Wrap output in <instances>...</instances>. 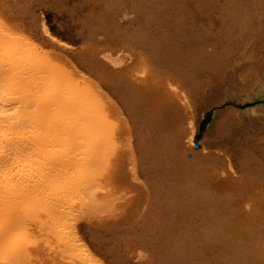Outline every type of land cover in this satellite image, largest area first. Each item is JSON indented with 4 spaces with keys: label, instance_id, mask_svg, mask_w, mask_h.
<instances>
[{
    "label": "bare ground",
    "instance_id": "obj_1",
    "mask_svg": "<svg viewBox=\"0 0 264 264\" xmlns=\"http://www.w3.org/2000/svg\"><path fill=\"white\" fill-rule=\"evenodd\" d=\"M3 2L12 10L13 8L16 10L17 18L19 16L25 20L28 19L29 22L39 23V27L36 26L45 37L41 36L42 39L38 37L34 45L29 43L26 45V42L23 45L16 40L18 37L14 39L13 36L6 37V34L4 36L2 35L4 33L0 34L2 35L0 36V79L7 78L6 83L0 84V264H46L45 261L49 256H55V252L52 251V254L48 250L49 246L57 243L56 246L60 248L58 246L55 248V246L52 249L59 248L60 251L64 249L66 252L72 245V254H76L84 245L79 243L82 238L77 239V236H74L76 238H73L74 241L78 240L76 242L82 245L78 244V246L70 241L71 244L66 246L68 241L63 242L62 238L65 239L67 234L72 232L68 231L69 226H62L63 229L58 232L56 228L51 233V227L59 225L53 222L59 220L61 216L57 214L58 210L56 211L57 207L54 204L60 202L62 196L70 194L74 196L75 192H78L77 188L83 187L84 191L91 185L89 180L86 182L90 185L85 182L87 184L85 187V180H83L88 167V170L93 171L94 161L91 163L90 160H85L87 158L85 156H89L90 153L85 151L86 148L82 149L83 142H80L82 144H69L70 146L66 144L71 139L68 136L77 138V135L79 137L87 133L84 132L86 128L84 131L79 129L81 127L78 128L81 124L76 120L80 117L84 119V117L80 116L82 114L78 111L80 109L78 107L77 111L80 115L77 112L78 117L73 118L76 114L73 108L76 106L70 105V102L67 103L73 108H67V111H70V113L67 112L69 116L68 114L63 115L62 109H66V97L63 98L64 104L61 103L62 101L56 104L54 100L57 94L54 98V93H57V88L49 86L46 93L43 88L44 84L41 87V83L38 82L35 87L40 86L41 88L30 95L22 93L24 89L20 90L18 83L23 79L22 75L27 76V72L31 69L30 61L39 62L46 56V54L42 55V51L46 48H49L50 55L57 59L71 53L79 58L84 71L86 70L96 78H94L96 81L93 79L95 85L101 83L105 85L104 88H109L127 112L128 123L118 114L120 122H116V126L110 125L111 128L114 127L113 129H110L107 124L105 120L107 118L103 119L109 126L108 131L114 130L113 134H110L113 136L111 142L113 145L110 143L113 146V150L111 149L113 152L108 149L112 146L105 141L104 143L109 146L106 148L107 153L103 151V156L105 157L106 154L105 158L113 156H111L112 159H105L109 162L108 166H106L107 162L101 160L106 163L105 165L103 163L106 170L103 168L104 174L102 172L99 174L103 177L106 175L105 178L109 174H111L110 177L119 175L118 178L126 182L129 188L125 195L120 194L123 200L127 198L124 202L123 200L119 202L120 205L123 203L122 207L119 206L122 208L121 212L124 214L126 208L134 203L132 208L136 207L137 211V213H131L132 218L135 216L137 219L134 220L135 224H129L123 228L120 226V228L111 230V232L110 230L103 232V235L98 236L102 249L107 251L115 264H133L131 261L133 253L144 254L143 251L148 259L141 264H264V145H257L247 138L242 143L236 140L237 136L244 137L252 131V126L258 123L256 118L264 117V111L251 108L245 111L244 116L240 113L236 117L233 115V107H222L221 105V102L227 98L239 100L237 102L241 101L243 105L247 103L244 100L258 101L254 97L264 99V67L262 66L264 50L257 53L260 58L259 62H255L252 67L239 69L241 72H235L231 68L230 71H225L220 63L217 64L215 67L219 66L221 70L215 74L216 83H213L211 79L213 72H210L211 67H207L206 63L215 54L204 49L205 44L212 43L214 39L217 40V35L226 43L230 42L226 38L237 32L239 20L249 23L252 17L255 18L253 15L242 21L240 17L252 9L263 12L264 0H75V3L68 8L63 7L67 5L66 0H4ZM46 3L58 9L62 7L66 13H69L75 27L74 31L76 30L82 42L77 56L68 50L66 42H61L48 32L46 24L44 25L42 18H39L40 14L35 13V7L42 8ZM220 4L224 9L215 10ZM216 13L226 18L215 17ZM210 23L214 24V28H218L216 34H210L202 28V26H209ZM16 31L13 30V34ZM220 31L222 34H219ZM260 31L264 36V27ZM261 39L264 45V37ZM15 43L16 46L20 43L25 47L19 49L20 46H18V50ZM263 45L261 44L260 48ZM13 47L18 51H11ZM5 50L10 54L9 57ZM2 51L7 54V57L2 55ZM21 55L22 57L24 55L23 60L29 62L27 66L25 63V66H30V69L23 66L26 68V73L24 70L23 72L17 70L20 67L17 63L22 60ZM69 56L73 59L72 55ZM7 64L11 65L10 72L9 68L5 69L8 72L3 69L4 66L9 67ZM34 64V68L36 64L40 67V63L35 62ZM46 64L50 66L53 63L48 61L44 65ZM51 68L50 71L49 67L47 70L51 72ZM37 71L34 73L38 75ZM40 71L43 72L41 69ZM78 73L76 71V74ZM85 73L82 72L84 76L87 74ZM66 74L67 78L64 75L62 78L60 75L59 79L74 80L72 79L73 73ZM76 74L74 76L77 82V77L83 78V75L77 76ZM51 76L49 78L52 79ZM83 79L79 81L80 83H76L78 87L74 85L76 87L74 89H81L85 92L87 98H90L87 99L85 94L79 91L87 102L93 99L95 103L91 101L92 105L96 103L98 107L101 105L99 110L102 111V105L107 106L106 103H108L104 102L107 98L102 97L106 94H102L100 89L98 94L102 95L96 94L98 91L95 92V88L99 85L90 87L92 78L85 80L86 83ZM74 83L72 81L69 84ZM45 86H47V81ZM30 87L29 89L33 90V87ZM107 93H109L108 90ZM97 97H102L104 104ZM57 99L56 101L59 102L60 100ZM53 103L58 108L52 107L51 109ZM59 104L64 106L61 105V107ZM80 104L84 107L82 102H79L77 106ZM107 108L111 112L114 106L111 109L110 106ZM96 109L97 107L94 108ZM87 110L85 111L89 113V109ZM208 110H213L212 123L201 140L196 141L201 115ZM100 111L97 109V113L95 112L97 116L102 115L103 112L98 113ZM71 112L72 120H74L72 122H77V128L83 135L79 130L77 132L74 129L75 124L72 125L71 120L69 121ZM60 113L62 116H58ZM104 115L107 116V114ZM58 117L69 119L65 121L64 118L60 121ZM241 117L242 119L239 120ZM237 120L239 121L236 122ZM110 121L112 122L113 119L109 120V124ZM42 127H45V132L41 131ZM60 130H64V135L57 138L56 133ZM74 130L78 134L76 135L75 132L72 136ZM260 131L264 134V125ZM107 138L110 137L107 136ZM38 144H43L45 150L42 146L43 151L39 149L36 153L30 148ZM58 144L60 147H66L57 146L60 149L57 150L58 148L55 149L54 146ZM75 144L77 147L81 146L78 148L82 151H78ZM26 146L30 149L27 150ZM47 146L48 150H46ZM210 147L224 150L226 156L207 153L205 150ZM95 148L96 146L91 149L93 153ZM73 151L75 154L78 152L76 156ZM96 153H98L97 150ZM94 155L96 154H93V157ZM101 155L99 154L98 157ZM233 169L240 172L241 178L233 176ZM106 180L109 178L107 177ZM110 180L113 179L110 178ZM109 181L107 185L112 182L110 187H113V191L118 189V186L114 188V180L110 183ZM94 183H92L93 186ZM49 184H53L55 188H61L62 195L53 199L46 192ZM93 186L89 188L93 189ZM97 186H94L95 189ZM136 191L140 192L138 196ZM119 192L122 193L121 190ZM111 193L112 191L109 192ZM95 196L92 197L93 204L100 199ZM131 197H134L133 201H130ZM42 199L44 200L40 201ZM75 199L71 201L75 202ZM115 199L114 197V201ZM70 208L73 211L72 205L71 207L68 205V209ZM68 209L60 211L67 214ZM42 211H45V214L44 212L42 214ZM68 214L69 217L66 215L64 217L70 218L71 214ZM116 218L118 220V216L112 219L113 223ZM70 226L73 225L70 224ZM66 227L67 234L64 230ZM40 229H44L43 234L47 237L41 236L42 241ZM92 231H94L93 228ZM51 234L54 236L61 234L63 237L57 236L61 240L56 236L57 239H52ZM57 241L64 243L65 247ZM86 248L80 249L81 252L78 253L81 257L77 253L76 258L79 260L80 257L81 263L84 261L91 263L94 260V264H100L99 260L96 263L95 258L89 257L90 253L87 252L91 249L87 251ZM75 251L77 252L74 253ZM93 255L95 253H92L91 257H95ZM54 256H52L53 259ZM69 256L71 255H68L67 259ZM69 260L72 261V258ZM53 263L56 262L53 261ZM75 263L76 261L71 264Z\"/></svg>",
    "mask_w": 264,
    "mask_h": 264
},
{
    "label": "rangeland",
    "instance_id": "obj_2",
    "mask_svg": "<svg viewBox=\"0 0 264 264\" xmlns=\"http://www.w3.org/2000/svg\"><path fill=\"white\" fill-rule=\"evenodd\" d=\"M4 0H0V34H2V33H4V34H2L3 36L5 35L6 37H10V36H13L14 37V39H16L17 37V39L16 40H18V42H20V43H23V45H31V44H33L34 45V43H37V39H42V37H43V34H41V32H40V29L38 28L39 26H38V24L39 23H35V22H33V21H31V22H29V21H27L28 19H23V18H20L19 16H18V18H17V13L15 12L16 10L13 8V10L8 6V5H5V3L3 2ZM66 3H67V5H63V7H65L66 6V8H68V6H70L71 4H73V3H75V0H66ZM48 4V5H47ZM2 5V6H1ZM46 5H47V7H46ZM46 5L44 6V7H42V8H38L37 9V7H35L34 9H35V13L37 14V15H39V18H42V20H43V22H44V25H45V27L46 28H48V32L49 33H51V35L52 36H54V37H56L58 40H60L61 42H63V43H65L68 47V50L70 51H72V52H74L75 53V55L77 56V51L79 50V49H81V46H82V42H81V39L78 37L79 35L78 34H76V30L74 31V29H75V27L73 26V22H72V19H71V17H70V15H69V13H66V11L65 10H63V8L61 7H59V9H58V7L56 8L54 5L52 6V5H50L49 3H46ZM51 6V7H50ZM54 7V8H53ZM52 8V9H51ZM37 9V10H36ZM40 9V10H39ZM220 10V9H224V7L220 4L218 7H216L215 8V10ZM5 10V11H4ZM10 10V11H9ZM61 10V12H59ZM63 10V11H62ZM4 11V12H3ZM7 11V12H6ZM37 11V12H36ZM13 12V13H12ZM57 12V13H56ZM255 13H256V15H255ZM59 14V15H58ZM62 14V15H61ZM68 14V15H67ZM6 15V16H5ZM10 15V16H9ZM67 15V16H66ZM255 16V18H253L252 16ZM13 16V17H12ZM66 16V17H65ZM214 16L215 17H219V18H221V17H223V18H226L224 15H220L219 13H216V14H214ZM252 17L251 19V21L248 23V22H246V21H244V20H246V19H248L249 17ZM9 18V19H8ZM44 18V19H43ZM13 19V20H12ZM63 19V20H62ZM65 19H66V21H65ZM240 19L242 20V21H244V22H240V20H239V24H238V30H237V32H235L233 35L231 34V37H229V38H226V39H228V41H230V42H228V43H226L225 41H223L220 37H218L219 35H217L216 37H217V40H213V42L212 43H210V44H205V47H204V49H205V51H207V52H211V53H214L215 55H214V57L209 61V62H207L206 63V66L207 67H211L210 69H211V71L210 72H213L212 73V76H211V79H212V82L213 83H216V79H215V74L216 73H219V71L221 70L220 69V67L219 66H217V68L215 67L217 64H221L222 66H223V69L225 70V71H230V68L231 69H233L235 72H241V70H239V69H244L245 67H252L253 65H254V63L255 62H259L260 61V58L257 56V53L259 52V51H261V50H264V45H263V39H261L262 37H264L262 34H261V28L262 27H264V11L263 12H261V11H259V10H254V9H252V10H248V12L247 13H245L244 14V16H241L240 17ZM22 20H24V21H26V22H24V21H22ZM69 20V21H68ZM29 24H28V23ZM16 23H18V24H16ZM61 23L63 24V25H61ZM35 24V25H34ZM38 27H37V26ZM61 25V26H60ZM65 25V26H64ZM68 25H69V27H68ZM20 26V27H19ZM34 26V27H33ZM63 26H64V29H63ZM18 27V28H17ZM73 27V28H72ZM1 28H3V30L1 29ZM17 29V31H16V29ZM19 28H21V29H19ZM202 28H204V29H206V31L208 32V33H210V34H216V30L218 29L217 27L216 28H214V24L213 23H210V25L209 26H206V27H204V26H202ZM8 29V30H7ZM14 31H16L15 33H16V35L14 36V34H13V30ZM66 29H67V32H66ZM2 30V31H1ZM6 30V31H5ZM9 30H11V31H9ZM21 30H23L22 31V33L20 32ZM68 30H70V32L68 31ZM73 30V31H72ZM19 33V34H18ZM76 34V35H74V34ZM219 34H222V32L220 31L219 32ZM2 35H0V36H2ZM25 35V36H24ZM35 36V37H34ZM42 36V37H41ZM226 36V35H225ZM236 36H239V38H236ZM28 37H32V38H28ZM39 37V38H38ZM44 37H45V35H44ZM43 37V38H44ZM24 39V38H26L25 39V41L24 42H21L22 41V39ZM35 38V39H34ZM77 38H79V39H77ZM32 40L33 39V41H31L32 43H30V41L28 42V40ZM77 39V40H76ZM35 41V42H34ZM26 42V43H25ZM17 43V42H16ZM16 43H15V47H17V49H18V46H20L19 47V49H21L23 46H21V44L19 45V44H17L18 46H16ZM25 43V44H24ZM29 43V44H28ZM263 45V47L262 48H260V45ZM14 46V45H13ZM73 46V47H72ZM25 47V46H24ZM23 47V48H24ZM70 47V48H69ZM16 48L14 49V47H13V49L11 48V51L12 50H16V51H18ZM49 48H46L44 51H42L43 52V54L42 55H44V54H46V56H44V58L41 60V61H35L36 63H40V67H38L37 66V64H36V66H35V68L37 67V68H39V69H37V70H39V71H37L35 68H34V63L35 62H33L32 63V61H30L31 62V64H30V66H31V69H30V66H28V67H26L27 66V64L29 63V62H27V60H23V58H24V55H23V57H22V55L20 56V58L22 59L20 62H18L17 64L20 66V67H18L17 68V70L19 71V72H23L22 70H24L25 71V73H26V68H28V69H30L29 71H28V69H27V76H24V75H22V80L21 81H18V83H19V86H20V90H23L24 89V91L22 92V93H27V94H30V95H33L34 93H35V90H37L38 91V89L39 88H41L42 87V85H43V88H45L44 89V92H48V90L47 89H49V86L50 87H54V89H56L57 88V93H54L55 95H54V98H58L60 101L58 102V101H56V99L54 100L55 101V103L57 104V103H60L61 101V103H63L64 104V102H63V100L65 99V97H66V99L68 100V99H70V101L68 100V101H66V99H65V104H66V106H65V108L66 109H62V111L65 113H63V115H67L68 113V111H67V108L69 109V108H73L72 106H76L75 108H73L72 110H73V112L74 113H76V114H74L73 116V118H75V117H78V115H80V113L82 114V115H80V116H82V117H84V119H81V117H80V119H76L77 121H79V123L81 124L80 126H78V128L79 127H81V128H79V129H81V131H84V128H86L87 129V131H86V129H85V131L84 132H87V133H85L84 134V136H79L78 137V131L77 130H79L78 128H77V122L75 121L74 123L72 122V121H74V120H72L73 118H72V112H71V119H69V118H67V120L69 119V121L71 120V122L73 123H71L72 125H74L75 127H74V129L77 131H75L74 130V132H73V135L72 136H74V134H75V132H76V137L77 138H75V136H74V138H72L71 136H68V138H71L70 140H68L67 142L68 143H66L67 145H71V144H73V143H76V144H78V143H80V142H83V145L84 146H82V149L84 148H86L87 150H85L86 152L88 151V153H90V154H92V156L89 154V156L88 155H86L85 156V160H90V162L92 163L93 161V164H94V166H93V171L91 170V172H90V170H88V168L86 169L87 171H85V173H84V178H83V180H85L84 181V184H85V182L87 181V182H89V180L91 181V185L89 184V183H87V184H89L88 186L89 187H91V186H93V184L92 183H94V181H95V183H94V186H96V185H98L97 186V188L95 189V187L93 186V189H91V188H89V187H86L87 186V184H82V185H84L87 189H85L84 191H83V187H81V189H79V188H77V193L75 192V194H74V196L72 195V196H70V195H67V196H62L60 199H61V205H60V202L58 201V202H56L54 205H55V207H57V209H56V211H57V214L59 213L61 216V220H60V217H59V220H55L57 223H55V221L53 222V224H59V225H53V227H51L52 229H51V233H53V230H55L56 228H57V232H58V230L60 231V230H62L63 229V227L64 226H69L68 227V229H70V230H68L67 229V227H66V229H64L65 230V232H66V230H68V231H72V232H70L69 233V235L67 234V232H66V234H67V236L65 237V235H64V237H65V239L64 238H62V240H63V242H66V241H64V240H67L68 241V243L71 241V242H75L74 244H76V245H78L79 243H82V244H84L85 245V242H87L86 243V247H84V245H80L81 246V248L80 249H84V248H86L87 249V251L88 250H90V251H88L87 253H90V256H89V254H88V256L90 257V258H95V262L96 261H100V264H115L114 262H113V260H112V258H110L109 256H108V254H107V251L103 248L102 249V247H101V245H100V242H98V240L100 241V239H99V237L98 236H100L101 234L103 235V232L105 233V232H108L109 230H110V232H111V230H115V229H117V228H120V226L123 228V227H125V226H127V225H129V224H135L136 222V217L134 216V218H132V216H133V214H131L132 212H134V213H137V211L135 210L136 209V207L135 208H132V206L134 207V205H135V203L131 206H129V207H127L126 209V211L124 212V214H123V212H121L122 210V205H123V203L120 205V203H121V201L123 200V198H120V196H122V195H120V194H123L124 193V195L127 193V191L129 190V188H128V185L126 184V182H124V181H122V180H120L118 177H119V175H115V177H110V175L111 174H107L108 176V178H109V180H110V178H112L113 180H106L107 179V177L105 178V176L103 177L102 175H100L99 174V172H102L103 174H104V171L106 170L105 169V167L106 166H108V164H109V162H108V160L107 161H105V159H112V157L111 156H113V155H111L112 154V148H113V144L111 143L112 142V138H113V136H111L110 134L112 133V132H114V130H112V132H110V131H108V130H110V129H113V128H111L112 126H116V122H118L119 121V118L117 117V115L119 116V117H121V118H123L125 121H126V123H128V119H126L127 118V112H126V110H125V108H124V106L122 105V103H121V105H120V101L119 100H117L118 98L115 96V94L113 93V95H112V91L109 89V88H104L105 87V85L103 86V85H101V83H100V85H99V83H97L96 85H95V77L93 76V75H91L90 73H88L86 70L84 71V69L82 68V66H81V63H80V59L79 58H77V57H74L73 56V54L71 53V54H69V55H72L71 57L73 58V59H71L70 58V56L69 55H67V56H61L60 58H55V57H52L51 55H50V50H48ZM73 49V50H72ZM9 51V50H8ZM46 51V53H44ZM5 52L6 53H8L6 50H5ZM10 52V51H9ZM13 52H15V51H13ZM48 52V53H47ZM2 53H3V51H2ZM6 53H3L2 55L4 56V57H9V53H8V55L6 54ZM5 54V55H4ZM22 54V53H21ZM7 55V56H6ZM19 58V59H20ZM76 58V59H75ZM78 59V60H77ZM7 60V59H6ZM23 61H24V63H23ZM48 61H51V63H53L52 65H54V66H52V65H50L51 67H53V68H51L50 66H49V64L47 65H44L45 63H48ZM77 61V62H76ZM79 61V62H78ZM20 63V64H19ZM25 63H26V66H25ZM58 66H56L55 64ZM78 63V64H77ZM11 64V63H10ZM8 65L9 67H7V66H4L3 67V69L5 70L6 68H9V72H10V67H11V65ZM34 64V65H33ZM13 65V64H12ZM43 65H44V68H43ZM75 65H77V66H79V67H74ZM23 66H25V67H23ZM49 67V71H50V68H51V72H49L48 70H47V68ZM262 66L264 67V62L262 63ZM33 67V68H32ZM46 67V68H45ZM57 67V68H56ZM240 67V68H239ZM21 68V69H20ZM23 68V69H22ZM43 68V69H42ZM73 68V69H72ZM76 68V69H75ZM32 69H33V71H32ZM37 71V73H38V75L37 74H35L34 72H36L35 70ZM40 69L41 70H43V72L42 71H40ZM55 69V70H54ZM44 70H47V71H45V72H47V74L44 72ZM53 70H54V72H53ZM60 72L59 74H58V72ZM59 70H62V71H59ZM81 70H83V71H81ZM6 72H8L7 70H5ZM30 71H32V72H30ZM75 71V72H74ZM76 71H77V73L78 74H76ZM49 72V73H48ZM52 72L55 74L54 76H53V74H52ZM56 72H57V74H56ZM62 72H66V73H68V72H71V73H73L72 74V79H74V80H64V79H66L67 78V74L65 73V74H63ZM82 72H86L85 74V76L82 74ZM33 74V75H32ZM34 74H35V77H34ZM50 74H52V76L50 75ZM74 74H76L77 76H79V75H83V78H86L87 77V79H89V80H91V78H92V80L90 81V83L91 84H89V86L90 87H92V86H98V88H95L94 90H95V92H97L99 89H100V91H102V94H108L107 96L106 95H102V97L104 96V98L103 99H105V98H107V99H105V103L106 102H108V103H106L107 104V106H105V104H104V102L102 101V97L101 98H98L97 97V99H99L100 101H101V103L102 104H104V105H102V107H103V109H102V111H100L99 109V107L101 106L100 104V106L98 107V105H97V103L96 104H94V105H92L91 103L92 102H94V100L93 99H89L90 100V102L88 101L87 102V100H86V98H87V96H86V93L85 92H82V90H81V92L82 93H84L85 94V96H86V98L79 92L80 90H75L74 88H76L74 85L78 82V83H80L79 81L81 80V79H83L82 77H80L79 76V78L77 77V79H78V81L76 82L75 81V76H74ZM49 75V76H48ZM56 75H58V77L56 76ZM61 75V77L63 78L64 76L66 77V78H64L63 80H60L59 78V76ZM64 75V76H63ZM31 76V77H30ZM36 76H38V78L36 77ZM52 77V79L51 78H49V77ZM59 79H56V77ZM48 77V78H47ZM53 77H55V78H53ZM90 77V78H89ZM37 78V79H36ZM95 78V79H94ZM7 79V78H6ZM6 79L4 80V79H0V84H4V83H6L7 81H6ZM50 79V82L49 83H51L50 85H49V83H48V80ZM56 79V80H55ZM76 79V80H77ZM87 79H83L82 81L83 82H85V80H87ZM93 79L95 80V81H93ZM31 80H33V81H31ZM52 80V81H51ZM88 80V81H89ZM46 81H47V86H45V83H46ZM55 81V82H54ZM60 81V82H59ZM62 81H64V83H66V81H67V83L66 84H64ZM72 81H73V83L74 84H69V83H72ZM87 81V82H88ZM93 81V82H92ZM26 82H28L29 83V85H27L28 83H26ZM41 83L40 84V86L39 87H35V85H36V83ZM62 82V83H61ZM53 83V84H52ZM77 83V84H78ZM86 83V82H85ZM27 85L26 87L25 86H23V85ZM60 84V85H59ZM68 84H69V86H68ZM76 84V86L78 87V85ZM67 87H66V86ZM70 85H71V89H70ZM18 86V85H17ZM33 87V90H30L29 89V87ZM72 86H74L73 87V89H72ZM101 86V87H100ZM30 87V88H31ZM28 88V89H27ZM66 88H67V90H66ZM69 88V89H68ZM104 88V89H103ZM105 89H107L108 90V92L109 93H107V90L105 91ZM61 90V91H60ZM75 90V91H74ZM54 92H55V90H53ZM52 91V92H53ZM59 91V92H58ZM79 92V93H78ZM104 92V93H103ZM59 93H60V95H59ZM98 93H100L99 91L96 93V94H98ZM56 94H57V96H56ZM111 94V95H110ZM98 95H100V94H98ZM100 95V96H101ZM37 96V95H36ZM56 96V97H55ZM96 96V95H95ZM99 96V97H100ZM110 96V97H109ZM111 96H113L112 98H111ZM116 97V98H115ZM53 98V99H54ZM62 100H61V99ZM64 98V99H63ZM88 98H90V97H88ZM87 98V99H88ZM109 98H110V100H109ZM115 98V99H114ZM57 99V100H58ZM113 99V100H112ZM254 99H258V101H253V99H251V100H244V102H247L246 104H242V102L240 101V102H237V101H239V100H234V99H231V98H227V99H224L222 102H221V105H222V107H233V115L234 116H239L240 115V113L241 114H243V116H244V114H245V111L247 110V109H251V108H255V109H260V110H262V111H264V99L263 98H259V97H254ZM107 100H109V101H107ZM115 100V101H114ZM117 100V101H116ZM67 102H70V105L71 104H73L72 106H70V105H68L69 103H67ZM72 102V103H71ZM79 102L81 103H83V106L84 107H82V104H80V106H77V105H79ZM109 102H110V104H109ZM116 102H117V104H116ZM55 103H53V105L51 106V109H53L52 107H54V108H58V106L55 104ZM95 103V102H94ZM63 104H59L60 106L62 105V106H64ZM75 104V105H74ZM112 104H113V106H114V109H112V111L110 112V111H108L109 109L107 108V107H109L110 106V109H111V107H113L112 106ZM90 105H92V106H90ZM97 105V106H96ZM120 105V106H119ZM61 106V107H62ZM69 106V107H68ZM93 106H95V107H97V109H98V111H100V112H98V113H101V112H103V113H101L102 115H99V116H97L96 115V113H97V109L96 110H94V108L95 107H93ZM122 106V107H121ZM80 108L79 110L77 109V108ZM93 107V108H92ZM64 108V107H63ZM122 109V110H120V109ZM60 109V108H59ZM87 109H89V113L87 112L88 110ZM106 109V110H105ZM117 109H118V111H117ZM216 109H219V108H216ZM65 110V111H64ZM71 110V109H70ZM81 111L80 113L78 112V111ZM84 110V111H83ZM85 110H87V111H85ZM114 110V111H113ZM62 111H61V113H62ZM123 111V112H122ZM77 112H78V115H77ZM84 112V113H83ZM96 112V113H95ZM106 112V113H105ZM119 112V113H118ZM123 113V115H120V114H122ZM60 113V115H58V116H62V114ZM69 113H70V111H69ZM116 115H115V114ZM104 114H107V116L106 115H104ZM110 114V115H109ZM67 116H69V114L67 115ZM102 118H101V117ZM123 116V117H122ZM242 116V117H243ZM101 118V119H99V118ZM242 117L239 119V120H241L242 119ZM62 118V119H61ZM65 118V117H64ZM63 117H58V119H60V121L61 120H63L64 119ZM104 118H107V119H105V120H107L106 122H108L107 124L110 126V125H112V126H110V129H109V126L106 124V122L105 121H103V119ZM118 118V119H117ZM113 119V121L111 122L110 121V124H109V120H112ZM257 119V121H258V123H256L254 126H252V131H250V133L247 135V136H244V137H242V136H237L236 137V140L238 141V143H242V142H244V140L247 138V140H249L250 142H253V143H255V144H257V145H260V146H263L264 145V134L260 131V129H261V127L264 125V117H262V116H259V117H257L256 118ZM43 120V119H42ZM65 121H67L66 120V118L64 119ZM82 120L84 121L83 123H82ZM87 122H86V121ZM102 120V121H101ZM114 120H115V122H114ZM212 120H213V110H208V111H206L203 115H201V119H200V125H199V131H198V133H197V135H196V141H199V140H201V138L203 137V134L206 132V130L209 128V126L211 125V123H212ZM239 120H237L236 122H238ZM68 121V122H69ZM120 122V121H119ZM63 123H61V125H62ZM106 124V125H105ZM79 125V124H78ZM82 126H84V127H82ZM107 126V127H106ZM59 127V126H58ZM45 127H42L41 128V131H43V132H45ZM80 131V130H79ZM80 131V133H82ZM64 130L63 131H59V132H57L56 133V135H57V138H59L60 136L61 137H63L62 135H64ZM79 133V134H80ZM110 136H109V135ZM113 134V133H112ZM81 135V134H80ZM82 135H83V133H82ZM59 136V137H58ZM107 136L108 137H110L109 139L107 138ZM65 137H66V135H65ZM67 139V138H66ZM108 139V140H107ZM109 140H111V141H109ZM71 141V143H69ZM73 141V142H72ZM107 142L108 141V143L107 144H110L112 147L110 148V147H108L109 145H107L106 143H104V142ZM75 144V148L77 147V145ZM80 144H82V143H80ZM64 145V144H63ZM69 145V146H70ZM89 145H92V146H89ZM94 145V146H93ZM105 146V147H103V146ZM107 145V146H106ZM40 146V147H39ZM43 146V147H42ZM65 148L66 146H59V144L58 145H56V146H54L55 147V149L56 148ZM73 146V145H72ZM96 146V148H95V150H94V153H93V151H91V149H92V147H95ZM29 146H26V149L28 148ZM41 147L43 148V150H45L44 149V145L42 144H38V145H32V146H30V148H32V150L33 151H35L36 153H37V151H39V149H41ZM78 147H80L81 148V146H78ZM77 147V150L78 151H82L80 148H78ZM88 147H91V148H88ZM103 147V148H102ZM108 147V149H112L111 151V156H110V158H105L106 156H107V154H106V156L104 157L103 155V151H105V153H107L108 152V150H106V148ZM29 148V149H30ZM47 148H49L48 146L46 147V150H48ZM57 149V150H60V149ZM72 148H74V147H72ZM29 149H27V150H29ZM104 149V150H103ZM42 150V149H41ZM40 150V151H41ZM42 150V151H43ZM53 150H54V148H53ZM73 150V149H72ZM96 150H97V152L98 153H96ZM110 150H109V153H110ZM84 151V150H83ZM84 151V152H85ZM102 151V152H101ZM205 151H207V153H211L212 155L213 154H215V155H220V156H226V152L224 151V150H222V149H220V148H214V147H210V148H207V150H205ZM83 152V153H84ZM92 152V153H91ZM39 153V152H38ZM78 152H76V154H77ZM101 153H102V155H101ZM73 154L76 156V154H75V152L73 151ZM86 154V153H85ZM93 154H96V155H94V157H93ZM98 154V155H97ZM99 154L101 155V157H98L99 156ZM228 154V153H227ZM95 156H96V158H95ZM104 157V159H102ZM108 157H109V155H108ZM101 160H103V161H105V162H107V165L106 166H104L106 163H104L103 161H101ZM111 161V160H110ZM113 161V160H112ZM90 163V164H91ZM103 163H104V165H103ZM112 163V162H111ZM92 164V165H93ZM105 170H104V169ZM98 170V171H97ZM226 173V172H225ZM233 176H236V177H240V172L238 171V170H236V169H233ZM118 174V173H117ZM227 174V173H226ZM100 177V178H99ZM241 178V177H240ZM93 181V182H92ZM107 181H109V183L111 182V181H113L114 183V188L116 189L117 188V186H118V189H116V190H114L113 191V187L111 188L110 187V185L112 184V182L109 184V185H107L108 183H107ZM121 181V182H120ZM97 183V184H96ZM120 183H121V187H119L120 186ZM96 184V185H95ZM119 184V185H118ZM82 185H80V186H82ZM115 185H116V187H115ZM79 186V187H80ZM113 186V185H112ZM126 186V187H125ZM126 189V190H124L123 191V189ZM112 189V190H111ZM82 190V192L80 193V191ZM112 191V193L111 194H109V192L110 191ZM121 190V192L122 193H120L119 191ZM46 192L47 193H49L51 196H52V198L53 199H55V197H59V196H61L62 195V189L61 188H55L54 187V185L53 184H49L48 185V188L46 189ZM136 193V195L138 196V193H140V192H135ZM112 194H114V195H112ZM96 195V196H95ZM134 195V194H133ZM95 196V198L98 196V197H100V199L97 201V203L96 204H93V202H92V197H94ZM97 197V198H98ZM114 197L116 198L115 199V201H114ZM51 198V199H52ZM74 199V198H76L75 199V202H74V200H72L71 201V199ZM117 198H118V200H117ZM124 198H125V196H124ZM132 198V197H131ZM70 199V200H69ZM121 199V200H120ZM125 199H127V198H125ZM124 199V200H125ZM133 199H134V197L130 200V201H133ZM44 199H42V200H40V201H43ZM109 200V202H107ZM124 200L122 201V202H124ZM62 202H64V203H66V204H63ZM114 202V203H113ZM117 202H118V204H117ZM120 202V203H119ZM39 203H41V202H39ZM51 203H53V202H51ZM71 203V204H70ZM75 205H74V204ZM113 205H112V204ZM129 203H131V202H129ZM133 203V202H132ZM116 204L118 205L117 206V208H115L116 207ZM62 205H64V207L66 208V209H68V205H69V207H71V205H72V209H73V211L71 210V208L70 209H68L67 211H68V213H70L71 214V216H70V218H67V217H69V214L67 213H65L64 211V213L63 212H61L62 211V209H64L65 210V208L62 206ZM63 207L62 209H61V207ZM119 206H121V207H119ZM120 208V209H119ZM125 208V207H124ZM40 209V208H39ZM116 209H119L118 211H120V212H118ZM139 209V208H138ZM61 210V211H60ZM116 210V211H115ZM66 211V210H65ZM71 211V212H70ZM139 211V210H138ZM37 212H39V211H37ZM43 212H44V214H45V211H42V214H43ZM118 212V213H117ZM141 212V211H140ZM40 213V212H39ZM123 214V215H122ZM128 215V216H126V215ZM46 215H48V214H46ZM46 215H44L45 216V218H46ZM67 216V217H64V216ZM121 216V218H120V216ZM132 215V216H131ZM49 216H51V214H49ZM114 216L116 217V216H118V220H117V218H116V221H114V223H113V221H112V219H114ZM48 217V216H47ZM58 217H56V219L58 218ZM64 219H63V218ZM128 217V218H127ZM123 218H126V219H123ZM49 219V218H48ZM65 219L67 220V219H69V220H67V221H65ZM133 219V220H132ZM63 220H64V222H63ZM135 220V221H134ZM103 221V222H102ZM110 221H112V222H110ZM123 223H125V224H123ZM61 222V223H60ZM63 222V223H62ZM106 222V223H105ZM115 222H117V223H115ZM126 222H128V224L126 223ZM68 223H69V225H68ZM110 223H111V225H110ZM70 224H72L73 226H70ZM99 224V225H98ZM120 224H122V225H120ZM108 225V226H107ZM112 225H113V228H112ZM117 225V226H116ZM52 226V225H51ZM61 226V227H60ZM63 226V227H62ZM104 226V227H103ZM106 227V228H105ZM54 228V229H53ZM59 228V229H58ZM92 228H93V230L94 231H92ZM94 228H96V230L94 229ZM112 228V229H111ZM72 229V230H71ZM99 229V230H98ZM73 230H76V231H74L73 232ZM100 230H102V232L100 233ZM44 229L43 230H41L40 229V234H42V235H40V238H41V236H44ZM75 232L77 233L76 235H75ZM99 232V233H98ZM72 233H74V235L72 234ZM54 236V234H51V236ZM61 235V234H60ZM60 235H57V234H55V236L57 237V236H60ZM71 235H73V237L71 236ZM46 236V235H45ZM44 236V238H47V237H45ZM52 236V239L53 238H55V239H57L55 236L53 237ZM62 237H63V235H61ZM71 236V237H70ZM74 236H77V239H79V238H82L81 240L82 241H80L79 243H77L76 241H78V240H76V241H74V239H76ZM94 236H96V237H94ZM44 238H43V240H44ZM50 238V237H49ZM48 238V239H49ZM69 238V239H68ZM74 238V239H73ZM95 238V239H94ZM59 239V238H58ZM73 239V240H72ZM49 240H51V238L49 239ZM59 240H61V238L59 239ZM85 240V241H84ZM41 241H42V238H41ZM56 242V241H55ZM54 242V243H55ZM58 243H62V242H59V241H57ZM71 242L68 244V243H66V246H68V245H70L71 244ZM91 242H92V245H91ZM96 242H97V244H96ZM52 243H53V241H52ZM72 243V244H73ZM56 244L57 243H55L54 245L53 244H51V243H49V245H53V246H49V248H48V250L49 251H51V253H52V251H53V253L55 254V256L54 255H52V256H54V259L52 258V256H49V258H48V260L47 261H45L46 262V264H54L53 263V261L54 262H56L55 264H71V263H73V262H75L76 261V263L75 264H79V262L81 261L80 260V254L78 253L79 251H80V249L78 250V252L77 251H75L74 253H76V254H72V252L73 251H71V250H73L72 248V245H71V248H70V246L68 247V248H66V250L68 249L69 250V252H68V250L66 251V252H64V243H62L63 244V251L61 250L60 251V247L57 249V250H59V251H57L55 248H57V246H56ZM78 245V246H79ZM88 245V246H87ZM90 245V246H89ZM56 246V247H55ZM97 246V247H96ZM52 247H55V248H53V249H55V250H53L52 249ZM91 247V248H90ZM95 247V248H94ZM99 247V248H98ZM101 247V248H100ZM51 248V249H50ZM89 248V249H88ZM98 248V249H97ZM97 250V251H96ZM70 251H71V253H70ZM95 251V252H94ZM101 253H100V252ZM104 251V252H103ZM60 252V253H59ZM81 252V251H80ZM98 252V253H97ZM103 252V253H102ZM144 252V254H146L145 253V251H143ZM52 253V254H53ZM68 253V255H71V256H69V258H72V261H70L69 260V258L67 259V256L68 255H65V254H67ZM92 253H95V255H93V256H95V257H91L92 256ZM100 253V254H99ZM98 254V255H97ZM144 254H139V255H136L135 254V252L133 253V256H132V259H131V261H132V263L133 264H141V263H143V262H145L147 259H148V257L146 256L145 257V255ZM61 256L60 258L58 257V256ZM77 255L78 256H80L79 257V260H78V258H76L77 257ZM101 257H100V256ZM107 255V256H106ZM147 255V254H146ZM59 258V259H57V257ZM73 256H75V257H73ZM108 258V259H107ZM74 259V260H73ZM77 259V260H76ZM106 259H107V261H106ZM49 260H50V262H49ZM57 260V261H56ZM59 260H60V262H59ZM92 260V259H91ZM105 260V261H104ZM144 260V261H143ZM78 261V262H77ZM94 260H92V262L90 263L89 261H84L83 263H85V264H94V262H93ZM109 261V262H108ZM135 261V262H134ZM142 261V262H141ZM52 262V263H51ZM82 262V261H81ZM80 262V264H83V263H81ZM86 262H88V263H86ZM113 262V263H112ZM96 263H98V262H96ZM99 264V263H98Z\"/></svg>",
    "mask_w": 264,
    "mask_h": 264
},
{
    "label": "water",
    "instance_id": "obj_3",
    "mask_svg": "<svg viewBox=\"0 0 264 264\" xmlns=\"http://www.w3.org/2000/svg\"><path fill=\"white\" fill-rule=\"evenodd\" d=\"M197 146V145H196Z\"/></svg>",
    "mask_w": 264,
    "mask_h": 264
}]
</instances>
